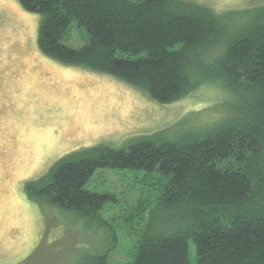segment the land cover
<instances>
[{
	"label": "trees",
	"instance_id": "obj_1",
	"mask_svg": "<svg viewBox=\"0 0 264 264\" xmlns=\"http://www.w3.org/2000/svg\"><path fill=\"white\" fill-rule=\"evenodd\" d=\"M19 2L41 16V52L62 64L111 75L162 104L207 86L225 95V112L206 130L74 151L27 182L29 196L94 216L115 200L88 189L95 173L158 171L160 195L139 209L144 233L125 264H264V6L217 13L187 0ZM73 22L90 37L79 49L67 44Z\"/></svg>",
	"mask_w": 264,
	"mask_h": 264
},
{
	"label": "rangeland",
	"instance_id": "obj_2",
	"mask_svg": "<svg viewBox=\"0 0 264 264\" xmlns=\"http://www.w3.org/2000/svg\"><path fill=\"white\" fill-rule=\"evenodd\" d=\"M187 1L217 13L264 6V0ZM40 21L19 0H0V264L132 262L144 233L139 209L156 203L164 180L160 172L98 171L88 189L115 200L94 216L33 199L26 183L84 148L120 149L164 130L168 136L178 135L177 129L206 130L225 112V95L207 86L159 103L111 75L44 55ZM89 42L73 22L67 44L79 49ZM190 258L197 261L193 242Z\"/></svg>",
	"mask_w": 264,
	"mask_h": 264
}]
</instances>
